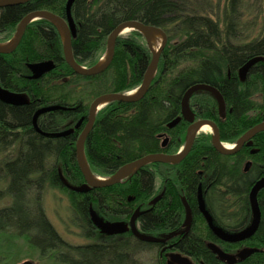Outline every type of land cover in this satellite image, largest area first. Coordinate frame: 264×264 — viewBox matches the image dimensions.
<instances>
[{"label": "trees", "instance_id": "16d2710c", "mask_svg": "<svg viewBox=\"0 0 264 264\" xmlns=\"http://www.w3.org/2000/svg\"><path fill=\"white\" fill-rule=\"evenodd\" d=\"M66 2L28 0L0 7V42L10 40L32 11L48 9L64 17ZM251 9L256 14L249 18ZM71 16L74 58L86 67L100 61L110 33L123 21L139 20L167 35L145 96L113 101L96 115L85 143L95 174L111 176L150 153H176L192 120L215 121L224 142H236L264 121V0H73ZM151 58L144 35L134 30L118 37L107 69L76 73L65 60L59 29L47 19L30 23L18 46L0 53V87L25 95L16 103L0 99V201L9 200L0 207V254H8L9 245L25 243L29 255L38 252L46 264H145L135 254L156 253L152 244L132 233L100 238L93 210L104 220L128 219L143 211L137 219L140 231L166 239L184 233L179 231L186 228L189 211L190 229L179 243L185 254L216 263L217 254L206 243L212 241L227 250L256 249L237 264H264V186L258 192L260 225L238 243L214 235L198 200L201 191L212 224L227 233L251 225L250 191L264 176V130L233 154L217 151L213 135L202 133L178 163L152 162L120 183L87 187L75 147L90 103L101 94L128 93L140 86ZM41 69L45 72L36 77ZM195 84L218 93L194 90L188 120L182 100ZM49 106L59 108L38 113ZM48 185L66 192L72 224L94 242L74 245L62 238L45 211Z\"/></svg>", "mask_w": 264, "mask_h": 264}, {"label": "water", "instance_id": "95a60500", "mask_svg": "<svg viewBox=\"0 0 264 264\" xmlns=\"http://www.w3.org/2000/svg\"><path fill=\"white\" fill-rule=\"evenodd\" d=\"M28 0H0V7L8 6V5H14L18 3H23ZM73 0H68L67 5H66V15L63 17L61 15H58L48 9H38L35 11H32L25 15L22 20L20 21L17 31L14 34V36L10 39L12 40V43L4 47L2 44L6 42H0V53H9L12 52L19 44L21 41L27 26L37 20L40 19H47L51 21L60 31V27L62 26L64 30V34L62 35L61 31V36H62V41H63V51H64V57L66 62L74 69L76 73L83 74V75H94L97 73H100L107 69V67L111 64L114 53H115V46H116V41L118 37L125 35L128 32L138 30L141 32L145 40L148 44V47L150 48L152 52V58L150 61V64L144 74L143 81L138 86L134 92H128V93H104L92 100L89 106L88 110V118H87V124L84 127L83 131L78 137V140L76 142V147H75V153H76V159L78 166L84 176L86 185L88 188H98V187H106L110 186L116 183L122 182L125 178H127L129 175L135 173L138 171L141 167L150 164L152 162L156 161H164V162H173V163H178L180 162L191 150L194 141L198 134L201 132L200 126L202 124H209L212 127V133H213V145L215 149L221 153L225 154H233L238 152L244 144L256 133L264 130V121L256 124L255 126L251 127L248 129L234 144H229L230 146L226 147L224 144L226 142L221 140L220 136V131L217 126V124L210 120V119H199L197 121H192L188 128V137L187 140L184 144V146L176 153H165V152H157V153H150L147 154L143 157H140L139 159L133 160L127 164H125L123 167H121L116 173H114L111 176H97L100 177L101 179L98 180L95 178L96 175H94V172L90 170V165L88 163V160L86 158L85 154V143L87 140V137L89 136L94 123L96 119V115L98 112L103 109L105 106H107L109 103L113 101H123V102H131V101H138L142 99L145 94L147 93L150 83L155 77L160 61V57L162 55V52L166 46L167 43V35L166 33L160 29L159 27L152 26V25H147L144 24L143 22L139 20H126L118 24L110 33L109 38H108V43H107V50H106V57L105 60L100 63V61L91 67H86L81 64H79L73 54V48H72V40H73V35L75 33V27L73 23V19L71 16V4ZM152 31H157L161 35V43L159 44L157 49H154L150 43L149 40V35ZM9 40V41H10ZM243 73L245 71V67L243 68ZM45 72V69H41L36 73V77L40 76ZM199 88H209L216 93L218 91L213 88L212 86L206 85V84H195L191 86L186 93L184 94L183 100H182V112L186 119L191 120V112L188 107V99L190 94ZM12 92H9L7 90H4L0 87V99L8 101V102H13L16 103L22 99L25 98V95H9ZM13 94V93H12ZM219 95V94H218ZM220 97L221 101V106L224 109L225 108V103L222 98ZM59 108L58 106H49V107H44L38 111V113L41 112H46L50 110H54ZM62 135H65L66 133L63 132L61 133ZM166 141H164L163 145H165ZM251 165V162H247L245 166V170H247ZM264 186V176H262L260 179H258L254 185L251 188L250 191V200L251 204L254 210V218L251 223V225L247 228L244 229L238 233H227L223 231L222 229L214 226L212 224V217L208 210L205 207L204 200H203V193L199 191L198 193V200H199V208L202 214L205 216L207 219L210 228L212 232L222 241L228 242V243H238L241 241H244L251 236H253L261 222V209L259 206V201H258V192L259 190ZM143 213V211L136 210L130 217L129 219V226L123 230L121 228H112L111 226L108 225V220H104L102 217L99 218L96 216L93 212V219L95 225L102 230V232L107 233V234H113V233H118V232H124L126 230H131V232L140 240L142 241H147V242H153L160 240L161 238L143 233L140 231L137 219L138 217ZM190 213L189 211L186 214V219L184 222V226L186 228H190ZM209 246L211 249L216 252V254L221 258L222 261L225 262V264H236L240 261L245 260L254 250H248V249H243L239 251V253L236 254H230L225 252L223 249H221L216 243L211 242L209 243ZM17 264H36L33 260L31 259H25Z\"/></svg>", "mask_w": 264, "mask_h": 264}, {"label": "rangeland", "instance_id": "374dc122", "mask_svg": "<svg viewBox=\"0 0 264 264\" xmlns=\"http://www.w3.org/2000/svg\"><path fill=\"white\" fill-rule=\"evenodd\" d=\"M67 2H66V5H67ZM255 14H253L252 9H251L248 12V17L252 18L254 17ZM135 89H132L129 92H132ZM9 95L16 96V95H22V94H16V93L12 94L11 93ZM202 133L211 134L212 129L208 132L202 131ZM226 143L234 144V142H226ZM2 155L3 153H0V159ZM96 175L99 176L98 174ZM43 199H44L45 211H46V214L49 220L51 221L53 226L56 228V230L59 232V234L62 236L64 240L74 245L85 244L90 241V239H87L86 237L83 236V233L79 228H77L76 226L72 224V221H71L72 213L70 209L68 195H66V192L58 188H55L52 185H48L45 189ZM8 203H9V200L4 199L0 201V207ZM93 211L95 214H97L95 209ZM96 216H98V214ZM99 218H101V216ZM108 220H109L108 225L111 226L112 228H121L125 230L128 227L127 225L128 221L126 219L118 218V219H108ZM102 234L106 235L107 233L103 232ZM98 236L100 238L103 237L101 235H98ZM11 241L12 239L9 238V242ZM30 251L31 250L28 248V246L25 243H22V247L16 246V248L12 247V245H9V253L8 254L3 253L4 255L0 254V263L8 262V264H15L16 262L22 261L25 259H31L36 264H46L47 263V260L43 259V257H41L38 254V252L36 253L34 252L33 256H30L29 255ZM135 256L139 257L141 261L145 264H149V263L153 264V259L156 256V253L152 251V252L145 253V254H135Z\"/></svg>", "mask_w": 264, "mask_h": 264}, {"label": "flooded vegetation", "instance_id": "af4514ba", "mask_svg": "<svg viewBox=\"0 0 264 264\" xmlns=\"http://www.w3.org/2000/svg\"><path fill=\"white\" fill-rule=\"evenodd\" d=\"M201 119H203V118H201ZM197 120H199V119L192 120V121L194 122V121H197ZM192 121H191V123H192ZM200 134H202V131L198 134V136ZM211 134L213 135V133H211ZM164 141H166V143L164 145V146H166L168 144V142H169V137L166 136L164 138ZM164 141H163V143H164ZM183 146H181V147H183ZM129 219H126L128 221V223H127L128 226H129ZM97 229L99 231V234L101 236H103V237H109V236H111V237L119 236L120 237V236L126 235L128 233H132L131 230L128 229V230H126L124 232H118V233L104 235V234H102L103 232H102V230H100V228L97 227ZM188 231H189L188 228H183L179 232L180 233L184 232L183 233L184 235L183 234H177L176 238H174V239H166V238L158 237V238H161V239L157 240V241L149 242L150 244H152L153 249L156 251V256L153 259V264H211V263L206 262L205 259L202 258V257H199V256L196 257V256L187 255L179 248L180 241L182 240L183 237L186 236L185 234H187ZM178 235H181V236L178 237ZM92 242H94V241L90 240L88 243H92ZM211 242L212 241H209V242L206 241V243H208V244L211 243ZM214 243H216L225 252L230 253V254H236L237 255L239 253V251L243 250V247H240L239 249H228L227 250V249L224 248L223 244H220L218 242H214ZM214 258L216 259V263H213V264H225V262L222 261L221 258L218 255L214 256Z\"/></svg>", "mask_w": 264, "mask_h": 264}, {"label": "bare ground", "instance_id": "6f19581e", "mask_svg": "<svg viewBox=\"0 0 264 264\" xmlns=\"http://www.w3.org/2000/svg\"><path fill=\"white\" fill-rule=\"evenodd\" d=\"M60 27V31H61V33H62V35L64 34V30H63V28H62V26H59ZM149 40H150V43H151V45H152V47L154 48V49H157L158 48V46H159V44L161 43V40H162V38H161V35H160V33L159 32H157V31H152L151 33H150V35H149ZM12 43V40H8L6 43H4V44H2V46H4V47H7V46H9L10 44ZM105 57H106V55L104 54L103 56H102V58L100 59V63H102L104 60H105ZM134 91H132V93H133ZM200 131H203V132H208V131H210L212 128H211V126L209 125V124H202L201 126H200ZM226 147H228V146H230L228 143H225L224 144ZM90 170H91V167H90ZM92 171V170H91ZM92 173H93V171H92ZM94 175H96L95 173H94ZM95 178L96 179H98V180H100L101 178L100 177H97V175L95 176Z\"/></svg>", "mask_w": 264, "mask_h": 264}]
</instances>
